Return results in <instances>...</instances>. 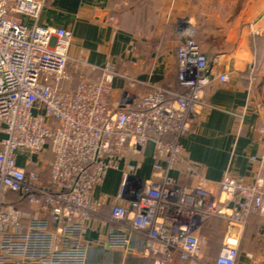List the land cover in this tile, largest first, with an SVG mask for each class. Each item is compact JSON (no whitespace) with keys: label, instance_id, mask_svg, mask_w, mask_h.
Segmentation results:
<instances>
[{"label":"built area","instance_id":"2783aa9c","mask_svg":"<svg viewBox=\"0 0 264 264\" xmlns=\"http://www.w3.org/2000/svg\"><path fill=\"white\" fill-rule=\"evenodd\" d=\"M47 2L0 0V264H87L94 247L129 253L136 241L147 264H247L240 247L250 215L264 216V161L253 177L210 180L184 148L212 106L204 97L210 58L194 32L176 49L184 91L149 85L115 98V80L138 79L112 62L71 57L73 31L40 22ZM109 21L118 26L116 15ZM72 61L101 78L82 75L67 87ZM149 142L154 162L145 177L140 157ZM111 170L121 174L118 190L98 193ZM216 217L223 241L210 257L201 230Z\"/></svg>","mask_w":264,"mask_h":264},{"label":"crops","instance_id":"0c3cea01","mask_svg":"<svg viewBox=\"0 0 264 264\" xmlns=\"http://www.w3.org/2000/svg\"><path fill=\"white\" fill-rule=\"evenodd\" d=\"M112 14L118 17V26L109 21ZM40 22L73 31L71 57L97 67L112 62L118 71L138 79L115 80V98L122 89L141 95L149 85L184 91L178 81L176 49L186 32L193 31L210 58L212 81L204 97L212 106L182 144L210 180L229 172L256 174L264 161V0H48ZM71 67L75 69L74 61ZM82 71L93 79L102 76L89 67ZM224 73L229 82L218 79ZM140 158L139 174L148 177L154 162L152 142ZM120 179V172L111 170L98 193H115ZM259 223L252 218L242 239L240 257L247 264L264 260ZM97 236L96 230L87 234L89 239ZM136 245L139 250L129 253L106 245L94 247L87 264H147L142 244ZM218 249L210 254L216 255Z\"/></svg>","mask_w":264,"mask_h":264},{"label":"trees","instance_id":"16d2710c","mask_svg":"<svg viewBox=\"0 0 264 264\" xmlns=\"http://www.w3.org/2000/svg\"><path fill=\"white\" fill-rule=\"evenodd\" d=\"M70 70L73 73V83L72 84H67V87L71 86H76V84H78V82L81 79L82 75H85L84 72L80 69H74L70 66ZM101 78V77H100ZM99 79V78H98ZM46 157L48 158H52V153L50 151L46 152ZM23 208H28V206H22ZM252 218H256L260 220L259 223V229H258V234L260 237L264 238L262 231V228L264 226V216L259 215V214H253L250 215L248 222L252 219ZM219 222V223H218ZM223 226V220L221 218H213L212 220H210L201 230V234L203 236H206L208 238L206 247H207V252L208 255L210 257H215L218 255L221 245H222V241H223V233L221 231ZM218 249V253L215 254H210L212 252V250H216Z\"/></svg>","mask_w":264,"mask_h":264},{"label":"rangeland","instance_id":"374dc122","mask_svg":"<svg viewBox=\"0 0 264 264\" xmlns=\"http://www.w3.org/2000/svg\"><path fill=\"white\" fill-rule=\"evenodd\" d=\"M222 233H223V228L221 229Z\"/></svg>","mask_w":264,"mask_h":264}]
</instances>
